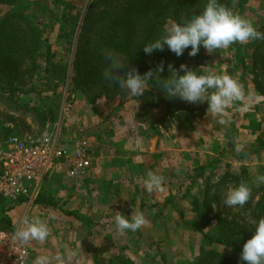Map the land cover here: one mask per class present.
<instances>
[{"label": "rangeland", "instance_id": "rangeland-1", "mask_svg": "<svg viewBox=\"0 0 264 264\" xmlns=\"http://www.w3.org/2000/svg\"><path fill=\"white\" fill-rule=\"evenodd\" d=\"M32 1L21 0V8L30 11ZM59 1L53 0V4ZM75 1L83 4L82 0ZM236 1L231 7L235 14L238 13ZM51 7L49 5L47 10L52 11ZM242 10L245 13L241 16L251 21L259 31L264 24V0H247ZM61 22L62 19L51 22V41L56 48L69 49L73 33L61 27ZM256 41L242 43L243 55L248 59ZM198 53L199 60L187 62V67L198 64L203 73L224 72L244 85V103L248 109L240 110V104L229 106L226 114L220 117L227 121L226 124L218 123V117L207 112L204 120L191 116L187 123L177 118L182 113L189 114L180 110L183 106L194 111L196 116L201 115L206 102L188 103L178 99L155 107L158 92L155 87L141 98L132 97L124 90L111 98L106 97L100 84H93L84 94L77 92L78 88L76 90L73 85L62 87L57 99L60 118L45 129L35 124L31 117L22 112L13 113L0 104V149L6 140L13 137L40 141L51 136L64 145L83 140L88 142L93 161L92 171L81 179L69 180L59 172L52 173L33 203L26 206L24 217H40L49 223L52 230L46 242L32 241L30 264L40 255H47L51 264H57L52 259L56 255L64 257L65 264H94L104 259L117 263L121 258L130 259L135 264H195L200 252L207 248L201 235L186 224L193 222L209 235L216 232L215 224L205 226L196 219L193 200L199 196L205 178L199 179L197 186L191 188L188 199H177L185 194L199 168L219 159L213 168L205 170L206 178L215 174L219 180L227 171L233 173L235 168H245L248 173L245 182L253 188L263 186L257 184L256 177L264 175V153L253 149L243 160L234 155H241L245 148L258 143L260 138L264 139V98L255 90L250 78L242 81L236 70L238 60L233 46L212 54L201 47ZM106 87L110 89L109 84ZM171 108L174 116L170 114ZM231 131L234 132L231 138L233 147L219 156L227 147L228 141L224 138ZM149 171L165 177L163 189L155 191L152 197L159 203L172 201L173 205L168 204L157 211L145 209L143 214L148 223L134 233L121 234L116 229L113 216L117 212L131 216L126 213L129 204L135 211L138 209L134 204L136 193L132 190L135 185L143 187L148 195L144 179ZM231 187L222 193V203L215 204L214 210L239 221L243 218L238 215L239 208L224 204L226 192ZM39 195L57 208L50 206L46 211L38 203ZM141 195V201H147V197ZM25 203L28 204L27 201ZM181 213L185 215L182 222ZM20 221L18 219L12 227L19 226ZM72 228L76 230L71 232ZM242 249L223 252L241 258Z\"/></svg>", "mask_w": 264, "mask_h": 264}, {"label": "trees", "instance_id": "trees-1", "mask_svg": "<svg viewBox=\"0 0 264 264\" xmlns=\"http://www.w3.org/2000/svg\"><path fill=\"white\" fill-rule=\"evenodd\" d=\"M82 1L83 4L75 0H60L53 4V0L51 2L33 0V7L30 11H25L21 8V0H0V104L13 113L22 112L31 117L35 124L44 129L49 124L57 123L60 118L57 99L60 97L59 91L62 87L69 88L73 85L76 90L78 88L77 92L84 94L93 84H100L104 95L110 98L122 91L117 84L103 78V72L108 66L105 57L109 51L121 54L125 62L136 68L141 75L154 70L161 61H164L165 71L161 74L162 79L169 75L167 70L169 63L179 70L181 64L186 65L187 62L199 60V53L194 57L188 55L190 48L185 50L182 56L177 57L167 46L163 51H154L151 55L145 54L143 47L162 35L169 25L188 19L190 15H199L207 0ZM233 2L234 0H219V3L230 10ZM246 2L247 0L236 1L238 15L245 13L242 8ZM49 5H52V11L47 10ZM54 19H62L61 27L68 28L73 33L69 49L56 48L51 41V22ZM259 31L264 32V24ZM231 46L237 53L236 70L240 73L242 81L250 78L255 90L264 98V40L256 41L249 59L243 55L242 43L237 42ZM188 68L203 74L198 64ZM128 70L126 66L121 71ZM108 84L110 89L106 87ZM177 100L178 98H164L158 90L155 95V107H159L163 102ZM180 110L189 112L177 117L187 123L190 122L191 116L204 120L207 115V103L199 116L188 107H180ZM173 111L171 108L170 114ZM7 131L11 132L10 129ZM232 137L233 131L227 133L224 138L228 141L227 147L225 146L219 156H223L233 147ZM253 149L264 153V139H258V143L245 148L241 155L234 156L238 160H243ZM234 152L232 150V153ZM217 163L219 159L199 168L185 194L177 199L179 201L188 199L191 188L197 186L199 179L205 178L199 196L193 200L196 219L205 226L215 224L216 232L209 235L193 222L185 223L190 230L201 235L207 248L200 252L195 264H246L241 258L225 255L223 251L230 252L242 248L254 234L252 221L264 218V185L258 188L251 187L252 198L243 207H237L238 215L243 217L240 222L231 220L222 213H216L214 205L222 203V193L229 186L235 187L245 182L248 174L245 168H235L236 172L227 171L219 180L217 179L219 176L215 174L206 178L205 170L213 168ZM132 192L136 193L134 198V204L138 207L136 211L144 212L145 209L157 211L164 209L168 204L173 205L172 201L156 202L152 197L155 191L146 195L143 187L135 185ZM141 193L147 197V201H141L143 197ZM42 196L39 195L38 202L57 208L55 204L46 203ZM136 211L132 204L127 206V214ZM184 218V213H181V222ZM1 221V224L6 226L5 230L11 229L10 217L6 216ZM94 264L135 263L130 259L121 258L117 263L111 259H104Z\"/></svg>", "mask_w": 264, "mask_h": 264}, {"label": "clouds", "instance_id": "clouds-1", "mask_svg": "<svg viewBox=\"0 0 264 264\" xmlns=\"http://www.w3.org/2000/svg\"><path fill=\"white\" fill-rule=\"evenodd\" d=\"M264 40V32L258 31L251 21L233 13L219 0H207L206 6L199 15H190L188 19H182L167 29L162 35L143 47L147 55L154 51H163L165 46L177 57L184 54L190 48L189 56H196L203 47L209 54L216 50L229 48L234 43H248L250 41ZM107 68L103 72V78L117 84L122 90L132 97L141 98L150 89L155 87L166 99L178 98L188 103H207V113L215 114L218 123L226 124L227 121L220 118L226 114L229 106L240 104V110L247 111L244 103L246 92L244 85L233 76L221 72L208 71L199 74L190 70L187 65L181 64L177 70L173 64L167 65L169 75L161 78L165 71L164 61L154 70H149L141 75L138 70L126 63L119 53L109 51L106 53ZM126 66L129 70L122 72ZM180 72H183L181 75ZM258 185H264V175L256 177ZM165 177L149 171L144 179V186L148 192L163 189ZM253 195L252 188L246 182L231 187L226 192L224 204L227 207H243ZM116 229L124 234L136 232L145 226L148 221L142 211L132 212L126 216L117 212L113 216ZM254 234L243 245L241 260L246 264H264V218L253 220ZM52 234L49 223L40 217H24L19 227L12 234V240L20 245L29 244L32 241L46 242ZM57 264H65L64 257H53ZM33 264H51L47 255L35 258Z\"/></svg>", "mask_w": 264, "mask_h": 264}, {"label": "built area", "instance_id": "built-area-1", "mask_svg": "<svg viewBox=\"0 0 264 264\" xmlns=\"http://www.w3.org/2000/svg\"><path fill=\"white\" fill-rule=\"evenodd\" d=\"M93 161L88 142L76 140L64 145L56 137L40 141L10 138L0 149V200L9 204H32L45 179L59 172L69 180L90 174ZM16 227L0 232V264H30L32 242L20 245L12 240Z\"/></svg>", "mask_w": 264, "mask_h": 264}, {"label": "crops", "instance_id": "crops-1", "mask_svg": "<svg viewBox=\"0 0 264 264\" xmlns=\"http://www.w3.org/2000/svg\"><path fill=\"white\" fill-rule=\"evenodd\" d=\"M56 173V172H55ZM52 175V174H51ZM51 175H49L46 179H45V181L42 183V185H41V189L42 188H44V184L49 180V179H51ZM63 175V174H62ZM26 201V200H25ZM25 201L24 202H20V203H18V204H15L14 206H11L10 204H5V202L4 201H1L0 200V205L2 206L1 207V209H2V212L0 213V230H4V229H6V226H3L2 224H1V220H2V218H6V216L7 217H10V219H11V225H15L16 223H17V220L18 219H20V220H22L23 218H24V214L27 212V207L26 206H28V204H26L25 203ZM38 203H40V202H38ZM40 205H41V203H40ZM10 206V207H9ZM42 206H43V208L45 207V209H46V211H48L49 209V205H46V204H42ZM52 207V206H51ZM52 208H54V207H52ZM0 209V210H1ZM55 209V208H54ZM13 227H16V226H13ZM12 227V228H13ZM76 229L75 228H72V230H70L71 232L72 231H75ZM78 231V230H77Z\"/></svg>", "mask_w": 264, "mask_h": 264}]
</instances>
